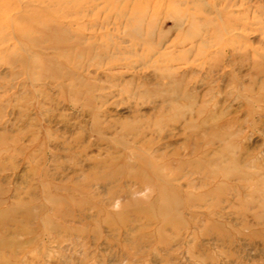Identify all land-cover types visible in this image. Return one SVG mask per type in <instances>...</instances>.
<instances>
[{
	"label": "rangeland",
	"instance_id": "1",
	"mask_svg": "<svg viewBox=\"0 0 264 264\" xmlns=\"http://www.w3.org/2000/svg\"><path fill=\"white\" fill-rule=\"evenodd\" d=\"M0 264H264V0H0Z\"/></svg>",
	"mask_w": 264,
	"mask_h": 264
},
{
	"label": "clouds",
	"instance_id": "2",
	"mask_svg": "<svg viewBox=\"0 0 264 264\" xmlns=\"http://www.w3.org/2000/svg\"><path fill=\"white\" fill-rule=\"evenodd\" d=\"M117 207H118V204H117Z\"/></svg>",
	"mask_w": 264,
	"mask_h": 264
}]
</instances>
